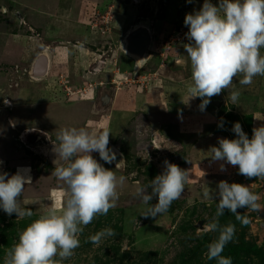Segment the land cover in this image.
<instances>
[{"label": "rangeland", "instance_id": "obj_1", "mask_svg": "<svg viewBox=\"0 0 264 264\" xmlns=\"http://www.w3.org/2000/svg\"><path fill=\"white\" fill-rule=\"evenodd\" d=\"M203 3L0 0V172L30 169L32 183L19 199L33 213L17 217L0 209V264L20 231L49 208L64 206L67 186L53 169V145L62 127L108 130V146L121 158L106 163L92 155L125 177L114 206L82 226L79 247L63 264H216L207 259V245L219 233L205 225L217 211L218 182L247 185L264 206V180L212 161L209 151L219 146L218 138H237L236 122L249 138L253 127L264 124V76L249 85H241L237 76L203 111L200 98H189L191 68L183 47L188 41L177 40V34L188 32L186 14ZM211 3L218 6L219 0ZM138 24L150 33L149 58L140 68L121 43ZM234 90L240 93L235 103L229 95ZM165 160L189 170L190 179L164 213L144 218L146 205L136 187L161 174ZM238 211L246 224L227 210L218 218L221 225H235L222 255L232 264H264V219H257L263 210ZM105 228L116 234L93 243L90 237Z\"/></svg>", "mask_w": 264, "mask_h": 264}, {"label": "clouds", "instance_id": "obj_2", "mask_svg": "<svg viewBox=\"0 0 264 264\" xmlns=\"http://www.w3.org/2000/svg\"><path fill=\"white\" fill-rule=\"evenodd\" d=\"M184 25L188 28L185 33L188 43L183 47L191 68L187 91L189 98L201 99L202 111L210 98L230 88L237 76L242 77L241 85H249L254 77L264 76V54L261 53L264 0H219L218 6L204 0L198 11L186 14ZM229 95L235 103L240 93L234 90ZM232 131L237 138H218L219 146L210 148L212 161H225L238 166V174L246 178L264 180V124L253 127L251 138L239 122L234 123ZM109 135L106 129L93 132L85 127H62L57 130L59 143L53 145V169L67 186L64 206L57 204L49 208L20 231L18 242L7 250L3 264H63L79 247L82 226L99 215H106L114 206L117 188L124 184L125 177H117L92 155L98 153L106 163L116 159V153L108 146ZM220 168L225 170L223 164ZM189 179V170L165 160L161 174L147 186L138 184L136 187V196L146 205L142 216L155 218L164 213L180 198ZM30 183V169H18L12 175L0 172V209L9 216L15 213L17 217H31L32 211L23 208L19 199ZM204 195L209 193L205 191ZM214 196L218 200L217 211L205 229L219 235L207 245V259L215 260L216 264H232L231 258L223 256L222 252L233 239L235 225H221L218 218L227 210L246 224L247 218L238 209L261 211L264 206L258 203L260 198L241 183L221 180ZM154 199L156 202L151 203ZM115 234L113 229L105 228L90 240L99 244L103 238Z\"/></svg>", "mask_w": 264, "mask_h": 264}, {"label": "water", "instance_id": "obj_3", "mask_svg": "<svg viewBox=\"0 0 264 264\" xmlns=\"http://www.w3.org/2000/svg\"><path fill=\"white\" fill-rule=\"evenodd\" d=\"M124 39H125V49L127 50V52L138 56V58L140 59L139 65L142 66L147 60L146 57L148 56L147 51L150 44L149 29L144 25L138 24L135 28H133L125 35ZM212 104L215 107H219L221 103L212 102ZM109 148H111L116 153L115 160L121 158L122 156L121 153L114 146H110ZM257 219L258 220L264 219V210L257 216ZM199 228L201 227L199 226Z\"/></svg>", "mask_w": 264, "mask_h": 264}, {"label": "bare ground", "instance_id": "obj_4", "mask_svg": "<svg viewBox=\"0 0 264 264\" xmlns=\"http://www.w3.org/2000/svg\"><path fill=\"white\" fill-rule=\"evenodd\" d=\"M136 26H137V25H134L129 31H131V30H132L133 28H135ZM129 31H128V32H129ZM128 32H127V33H128ZM127 33H125V35H126ZM125 35H124V37L121 39V43H122V45H123V50H124L125 53H127V54L130 55V56H132L133 58H135V59L137 58V62L139 63V60H140V59L138 58V56H136V55H134V54H131V53L127 52V50L125 49V39H124V38H125ZM148 58H149V56L146 57V59H148ZM138 65H139V64H138ZM139 68H140V65H139Z\"/></svg>", "mask_w": 264, "mask_h": 264}, {"label": "built area", "instance_id": "obj_5", "mask_svg": "<svg viewBox=\"0 0 264 264\" xmlns=\"http://www.w3.org/2000/svg\"><path fill=\"white\" fill-rule=\"evenodd\" d=\"M185 33H187V32H185ZM185 33L180 32L179 34H177V36H178L177 40L182 39V40H184V41H188V40L186 39V37H185Z\"/></svg>", "mask_w": 264, "mask_h": 264}, {"label": "flooded vegetation", "instance_id": "obj_6", "mask_svg": "<svg viewBox=\"0 0 264 264\" xmlns=\"http://www.w3.org/2000/svg\"><path fill=\"white\" fill-rule=\"evenodd\" d=\"M44 55H45V54H44ZM44 55H43V56H44ZM138 64H139V63H138V62H137V60H136V66H138V67H139V65H138Z\"/></svg>", "mask_w": 264, "mask_h": 264}]
</instances>
